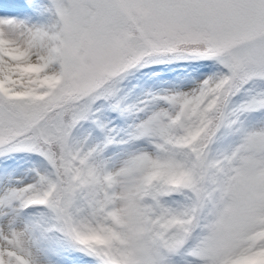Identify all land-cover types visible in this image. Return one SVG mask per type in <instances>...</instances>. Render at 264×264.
Returning <instances> with one entry per match:
<instances>
[{
    "label": "snow or ice",
    "instance_id": "6c2138e0",
    "mask_svg": "<svg viewBox=\"0 0 264 264\" xmlns=\"http://www.w3.org/2000/svg\"><path fill=\"white\" fill-rule=\"evenodd\" d=\"M0 264H264V0H0Z\"/></svg>",
    "mask_w": 264,
    "mask_h": 264
},
{
    "label": "rangeland",
    "instance_id": "374dc122",
    "mask_svg": "<svg viewBox=\"0 0 264 264\" xmlns=\"http://www.w3.org/2000/svg\"><path fill=\"white\" fill-rule=\"evenodd\" d=\"M8 166H14L16 171L21 168V170L24 172L25 169L31 166L29 162H27V159L25 157H18L15 160H11L8 162ZM23 176V175H21ZM19 176V177H21Z\"/></svg>",
    "mask_w": 264,
    "mask_h": 264
},
{
    "label": "bare ground",
    "instance_id": "6f19581e",
    "mask_svg": "<svg viewBox=\"0 0 264 264\" xmlns=\"http://www.w3.org/2000/svg\"><path fill=\"white\" fill-rule=\"evenodd\" d=\"M10 167V170L11 169H15L14 168V166H9ZM23 171L21 170V168L20 169H18L16 172H15V175L17 176V177H19V176H21V175H23Z\"/></svg>",
    "mask_w": 264,
    "mask_h": 264
}]
</instances>
